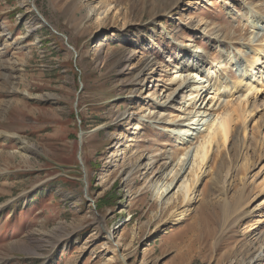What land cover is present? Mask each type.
<instances>
[{
  "label": "rangeland",
  "instance_id": "obj_1",
  "mask_svg": "<svg viewBox=\"0 0 264 264\" xmlns=\"http://www.w3.org/2000/svg\"><path fill=\"white\" fill-rule=\"evenodd\" d=\"M263 19L264 0H0V264H264V157L238 148L212 182L215 147L188 198L161 195L199 140L179 134L201 119L191 91L212 113L205 80L239 78ZM194 51L200 72L168 104Z\"/></svg>",
  "mask_w": 264,
  "mask_h": 264
},
{
  "label": "bare ground",
  "instance_id": "obj_2",
  "mask_svg": "<svg viewBox=\"0 0 264 264\" xmlns=\"http://www.w3.org/2000/svg\"><path fill=\"white\" fill-rule=\"evenodd\" d=\"M105 8L106 7H104V10ZM250 10H252L251 7L250 9H248V12ZM98 11L99 10L93 7L89 9V13L91 14H95L97 12L96 19H95L96 23H100V21L103 20V17H100L102 12L98 13ZM252 45L253 46H250L252 57L250 59H244L245 67L240 68L238 70L239 78L237 80L231 81V83L225 81L223 85H221L220 81L215 83L216 79L213 80L211 77L212 75L215 76L214 75L215 70H214V73L210 75L211 79L208 76L210 80L208 78L205 80L204 83L207 82V84H209V88L210 86L211 88L214 87L213 93L214 92L216 93V97L218 95H221V97H218L215 99L216 100L215 102L213 101L214 104L211 105V109H210L212 113H209L208 115H204L206 114V111L200 112L202 101H204V99H207V97L210 96V93L208 92V88L203 91L202 88H204V86H201V87L194 86L195 88L191 91L189 107L191 106L193 109H195L196 107L197 111H195V114L196 115L200 114L199 117L201 119L199 120L196 119V121L192 123L193 126L192 125L191 126L193 128H191L189 132H187L186 129L184 128L179 131L180 132L179 134L182 140L184 139L188 140L187 137H189V140H190L189 143L195 141L196 138H198L199 140L197 141V143L188 145L187 147L188 151L184 153L186 155V158L183 159V161L181 162V165L179 166V169L176 170V172L169 179L168 181L169 184L167 186H163L164 191L161 192V195H164V197L167 196V194H169L176 188V193H177L176 199L177 200L180 199L179 196L182 197L183 200L185 198H188L190 187H191L190 184L193 183L194 180L198 178V174L199 172L202 171V168L204 166H207L208 163L212 160L211 157L213 155V149L215 147L217 151H216V155L213 158V160H216L219 163L216 162L215 166L212 167L211 169V170H214V174L211 176L212 182L218 181L220 179L218 174L221 172V166L224 163L225 158L228 159V157H230L232 159V157L235 156V152L237 151L238 148L242 149L243 147H246V150L248 149L249 151H251V153L253 154L257 153L258 154L257 157L260 160L261 158L264 157V112L255 121L256 122L255 124L257 127L256 129L257 130V136H256L257 141L254 142L252 139L246 137L245 135V129L247 126L246 121L254 117L253 112H255V109H257L255 108L256 103H257L256 98L258 95V93L256 92H258L259 86L260 87L264 86V39H262L260 43L258 44L256 43L255 45L254 44ZM196 49L197 48H195L194 50ZM199 62L203 63V56L196 54V51H194V53H192V55L190 56V62H188V65L186 64L185 66L181 67L182 69L181 71L184 73V75L181 74L178 77L171 78V82L175 84L176 88L173 91H171V95L167 97L170 100L169 101L170 103L168 104H171L179 96V94L182 93V91H184L185 89L190 87V85H192V82L190 81L189 76L192 75L191 73L194 71L200 72L198 69ZM176 67L177 66H175V68ZM217 71H220V70H217ZM193 79L191 78V80ZM218 79L220 80V78ZM194 80L196 81L197 77ZM212 80L215 81L213 84L211 83ZM200 81L202 80L200 79ZM210 83L212 85H210ZM193 85H195V83ZM153 94L154 92L151 95ZM173 94H175V97L171 99V96ZM201 98L203 99L201 100ZM210 98L207 99L208 102L211 101ZM214 98L215 97H212L213 100ZM168 104L166 103L164 107L163 106L156 107L157 117L155 119L157 121L163 120L165 108L167 107ZM195 114L192 117V119L197 117ZM211 114H212L211 120L207 121L206 118L211 116ZM177 118L178 117H174L172 120H170L166 124L169 125V127H174V126L175 128L179 127L178 124L182 122L184 118L183 117L179 119ZM185 121L186 120H184V122ZM182 124L183 123H181V125ZM199 125L201 126L200 129H198L197 127ZM136 128L139 129L138 126ZM167 130H169V128ZM183 137H186V138H183ZM181 142L183 143V141ZM166 145L167 144H163V146H166ZM192 145L193 147L194 146L195 147L192 148V150L189 152L190 147ZM128 147L130 148V145ZM183 151H186L185 148H181L180 150H177L176 153L179 154ZM188 153H190L189 154L190 157L188 156ZM248 160L249 158L248 159L246 158L245 160H243L241 162L242 164L240 165L238 169L243 170L246 167V165L249 164ZM252 165H255V164H252ZM250 168H251V164H250ZM187 169H189L192 174V177H190L191 181L189 178H186L185 180L183 179L181 184L177 187L176 183L173 184L174 180H177L178 182V180L181 178L182 173H185ZM190 172L188 173V175L190 174ZM157 176L160 177V174L155 173L152 179H154ZM235 177L234 175L233 176L230 175V178H232V180ZM262 182L264 183V179L262 180ZM261 191H264V187L262 188ZM117 226L118 225L113 226L112 230L108 228L105 233L106 239L109 238L110 242H111V238H112V241L115 240L113 233H115L114 229L116 230ZM121 228L122 227L120 226L117 228V230L120 231ZM115 246L116 245L110 244L109 248L112 247L113 249Z\"/></svg>",
  "mask_w": 264,
  "mask_h": 264
}]
</instances>
